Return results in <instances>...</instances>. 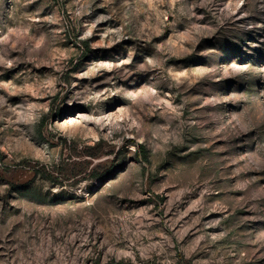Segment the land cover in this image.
<instances>
[{"label":"rangeland","instance_id":"rangeland-1","mask_svg":"<svg viewBox=\"0 0 264 264\" xmlns=\"http://www.w3.org/2000/svg\"><path fill=\"white\" fill-rule=\"evenodd\" d=\"M0 264H264V0H0Z\"/></svg>","mask_w":264,"mask_h":264}]
</instances>
